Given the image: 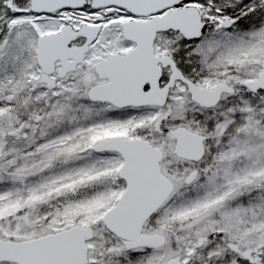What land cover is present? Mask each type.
Returning <instances> with one entry per match:
<instances>
[{
	"label": "snow or ice",
	"instance_id": "snow-or-ice-1",
	"mask_svg": "<svg viewBox=\"0 0 264 264\" xmlns=\"http://www.w3.org/2000/svg\"><path fill=\"white\" fill-rule=\"evenodd\" d=\"M0 264H264V0H0Z\"/></svg>",
	"mask_w": 264,
	"mask_h": 264
}]
</instances>
